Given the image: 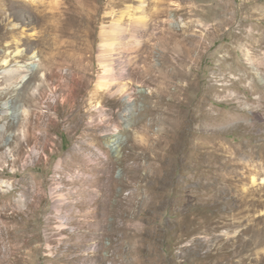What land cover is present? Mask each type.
<instances>
[{"label": "rangeland", "instance_id": "374dc122", "mask_svg": "<svg viewBox=\"0 0 264 264\" xmlns=\"http://www.w3.org/2000/svg\"><path fill=\"white\" fill-rule=\"evenodd\" d=\"M32 1L9 19L0 0V264H264L262 191L242 189L253 167L264 175L263 78L241 80L257 69L234 42L257 21L213 29L264 14V0H164L162 15L161 0H71L78 35L58 41L65 0ZM105 45L125 58L122 94L95 93ZM16 67L24 77L3 92Z\"/></svg>", "mask_w": 264, "mask_h": 264}, {"label": "bare ground", "instance_id": "6f19581e", "mask_svg": "<svg viewBox=\"0 0 264 264\" xmlns=\"http://www.w3.org/2000/svg\"><path fill=\"white\" fill-rule=\"evenodd\" d=\"M7 1V6H8V10H9V13H8V17H18L19 13L17 12L18 10V6H19V1L20 0H6ZM81 0H78V2L80 3ZM65 5L63 6V10H59L58 11V15H59V20L56 22V24L54 25V30H55V38L57 41L63 36V35H67V34H74L76 32L75 28L76 26L75 25V22L73 21L74 17L71 15L73 14L71 12V0H65L64 1ZM31 5V8L35 11H39L40 10V7H44V9L46 7L49 6V2H43L41 0H33L31 3H29ZM44 4V5H43ZM60 4V3H59ZM163 4H164V0H161L160 1V8L158 10V14L159 15H162L165 11L163 8ZM56 6V5H55ZM62 6V5H61ZM61 6H57L56 7V10H58ZM64 11H67L68 12V15H64ZM57 12V11H56ZM57 15V13H56ZM7 16V15H6ZM64 16V18L61 19V17ZM58 17V16H57ZM145 18V17H144ZM10 19V18H9ZM149 20V19H148ZM138 22L135 23L133 25V27L131 28V35L130 36H133V37H138L137 38H140L142 37V35L145 34V32L147 31L146 30V27H144V25L142 24H139L141 23L139 20H137ZM253 21H257V24L255 23H251V30L250 32L247 31V34L246 35H243V33H238L237 35H235L234 37V42L239 44L240 40H246L245 44L244 45H247L245 46L246 48V51L244 53V56H245V60L247 61V63L250 65H255L256 66V69L257 71L256 72H252L254 70L250 69L248 70V68L250 67H247V69L245 68V70H243V77H241V80L245 79L247 76L250 77L251 79V83L255 82L256 81V77L259 75V77L261 76L263 78V82L261 85H257V87H255L256 89L258 90H262L264 89V52L263 53H258V51L260 49H264V27L260 26L259 24L260 21H264V14L262 15H254V14H251V15H243V14H239V13H234L232 15H230L228 18L224 19V17H220L215 23H214V26H213V29L215 31V34H217V31H219V29L222 27V24L224 22H229L231 24H234V22H237V27L239 29H241V31L244 29V26H243V23H247V22H253ZM146 23V21H145ZM144 23V24H145ZM115 24V23H114ZM119 25V24H118ZM117 25V26H118ZM121 25V24H120ZM115 26V27H117ZM131 26V25H130ZM146 26V24H145ZM114 27V26H112ZM122 27V26H121ZM12 29V30H11ZM10 30H7L8 34L11 36L13 34V28H11ZM115 29V28H114ZM112 29V30H114ZM122 29V28H121ZM117 30V29H115ZM114 30V31H115ZM119 30V29H118ZM229 30H231V28H229ZM122 31V30H121ZM113 32V31H112ZM111 32V33H112ZM129 32V31H128ZM249 32V33H248ZM87 33V32H86ZM109 33V32H108ZM121 34H123L122 32H120ZM116 34L114 35L113 38H116L115 36L117 37H121L122 38V35ZM107 34V33H106ZM114 34V33H113ZM128 34V33H127ZM147 34V33H146ZM78 34L75 33L73 36H77ZM126 35V34H125ZM124 35V36H125ZM86 36V34H85ZM123 36V37H124ZM127 36V35H126ZM129 37V36H127ZM105 39V38H104ZM107 39V38H106ZM111 39V38H110ZM129 39V38H127ZM126 39V40H127ZM118 40V39H117ZM163 40V39H162ZM113 41V40H111ZM109 41V42H111ZM124 41V40H123ZM128 41V40H127ZM126 41V42H127ZM70 42H73V40H71ZM108 42V41H106ZM118 42V41H116ZM242 42V41H241ZM104 43V42H103ZM113 43V42H111ZM243 43V42H242ZM110 44V43H109ZM114 44V43H113ZM125 44V43H124ZM123 44V45H124ZM120 45V44H119ZM118 45V46H119ZM106 46V45H105ZM109 46V45H108ZM114 47V46H113ZM133 47V46H132ZM145 47V46H144ZM58 50L57 52L55 53L54 57L55 59H59V58H64V59H69L68 58V54L65 53L63 50H61V46H57ZM102 48H105V47H101L100 49ZM117 48V46H116ZM114 49V48H113ZM129 49V48H128ZM127 49V50H128ZM132 49V48H131ZM118 50V49H117ZM116 50V51H117ZM133 50V49H132ZM135 50V48H134ZM137 50V49H136ZM103 51V50H102ZM119 51V50H118ZM138 52V50L136 51ZM100 53V52H99ZM131 53V52H130ZM133 53V52H132ZM129 54V53H128ZM116 55V57L118 58H115L114 59V56ZM161 55V54H160ZM102 56V58H101ZM123 56L120 55L119 52H113L112 51V48H108L106 46V50H105V53L101 54L100 55V59L102 60L103 62V70H102V74L98 77L97 79V86L99 87L98 89L95 90V93L97 95H103L104 92H108L110 95H117L116 93H123L124 91V86L126 85L125 83L118 82L116 84V88L113 89L112 88V84L115 83V81L117 82V78H116V73L114 71V63L117 61V64L119 63H123L122 62V59H125V58H122ZM135 57V56H134ZM98 58V57H97ZM122 58V59H121ZM162 58V57H161ZM63 59V60H64ZM159 59V58H158ZM61 60V59H59ZM63 60H61L63 62ZM125 62H127L128 65H133V60H132V57L131 55H129L128 58H126V60H124ZM54 63V62H53ZM101 63V62H100ZM165 61L162 59L159 61V63H157V66L159 68V70L165 74L166 71H165ZM246 63V64H247ZM58 65H60L58 62L56 63ZM118 64V66H119ZM125 64V63H124ZM127 65V66H128ZM142 65V64H141ZM144 65V64H143ZM67 66L69 67V69H67V71L65 72V76H68L69 75V72H70V67L72 66L71 64H67ZM135 66V65H134ZM131 67V66H130ZM139 67V66H138ZM144 68H142V72L143 73H147L149 72L150 70V67L148 68L147 66H143ZM157 68V70H158ZM22 69V68H21ZM21 69L18 67L16 68H12V69H9V70H6V72L3 74V77H4V82H3V86L1 87V90L3 89V92H6L7 90L11 89V85L13 83L14 80H17V79H21L24 77V75H22L21 73ZM116 69V68H115ZM23 70V69H22ZM124 69H122L123 71ZM140 70V72H141ZM252 70V71H251ZM120 71V72H122ZM133 70H131V72L129 71L128 74L126 73L127 77H130L131 73H132ZM117 72V71H116ZM150 73V72H149ZM118 74V73H117ZM133 74V73H132ZM120 74H118L119 76ZM125 75V76H126ZM246 75V76H244ZM124 76V74H123ZM165 76V75H164ZM119 77H122L121 75ZM239 79V78H238ZM148 81V80H147ZM236 81V80H235ZM238 81V80H237ZM145 82V81H144ZM257 82V81H256ZM255 82V83H256ZM128 83V82H127ZM125 84V85H124ZM127 87V85H126ZM127 89V88H126ZM165 89V88H163ZM10 91V90H9ZM25 92V91H24ZM128 92V90H127ZM150 92V91H149ZM125 93V92H124ZM26 95V93H25ZM28 96V95H27ZM125 100H128L129 101V94H126V95H123ZM122 96V97H123ZM31 97V96H30ZM30 97H27L25 100L27 102H30L31 101V98ZM257 105H259L263 110H264V98H262L261 96L258 97L257 99ZM219 113L218 112H214L213 113V121L214 123H216L218 121V117H219ZM258 115V114H257ZM27 118V116H26ZM26 125L28 124V121L26 119ZM215 125V124H214ZM3 132V130H1V133ZM2 146H0L1 148ZM217 148H215L214 146V151H216ZM240 152H238V149L234 148L230 153H229V159L232 161V168H230V177L234 180H238V176H241V173L239 172V168H240V165H243V166H247V163L245 161H242L240 160ZM249 155L250 157H260L262 158L263 156L261 155V153H259L257 156H254L252 155V152H249ZM254 170V172L252 174H250V179H251V182L250 183H244L243 186H242V189L243 190H246L247 192H250V193H254L258 190H261L262 191V199L260 201V204L261 206H264V175L263 176H259V172L260 170H256L255 167L252 168ZM264 172V171H263ZM262 219H264V217H262Z\"/></svg>", "mask_w": 264, "mask_h": 264}]
</instances>
